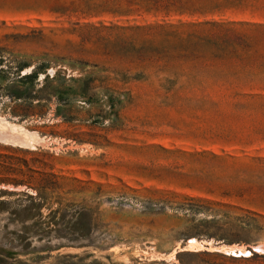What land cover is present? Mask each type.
Instances as JSON below:
<instances>
[{
    "label": "rangeland",
    "instance_id": "1",
    "mask_svg": "<svg viewBox=\"0 0 264 264\" xmlns=\"http://www.w3.org/2000/svg\"><path fill=\"white\" fill-rule=\"evenodd\" d=\"M212 23L260 52L187 39ZM249 24L264 0H0V118L42 139L0 143V181L44 173L39 197L0 182V264H264Z\"/></svg>",
    "mask_w": 264,
    "mask_h": 264
},
{
    "label": "trees",
    "instance_id": "2",
    "mask_svg": "<svg viewBox=\"0 0 264 264\" xmlns=\"http://www.w3.org/2000/svg\"><path fill=\"white\" fill-rule=\"evenodd\" d=\"M233 24L229 23H212L210 26V29L208 30L207 34H190L188 35L187 39H196L198 42L205 41L209 45L213 44L214 47L216 46L219 49H225L228 53H237L238 51L243 52L245 54H248V57H252L254 55H257L259 51V41L260 39L250 36L247 34H244L242 32H239L235 30L233 27ZM250 27H253L254 29L262 30V33L264 34V26H257V25H248ZM172 34L176 35L175 32H171ZM180 38L179 35L175 36ZM39 73L37 71L31 72L29 75L24 77V80L33 82L36 80L37 75ZM44 82L48 81V77L44 76L43 78ZM16 99H20L18 95L13 96ZM44 173H40L35 170H30L29 175L27 179L24 180H9V181H0L4 183H9L15 187H25L28 189H32L36 191L37 197H39L41 192V187H39V183L37 182V179L34 175H42ZM55 178L54 175L50 174L48 177ZM47 177V178H48ZM52 185L57 188L58 183L52 182ZM54 187H50L49 189H54ZM37 210L40 212V210L43 208L41 204L37 205ZM61 209H57L55 211H50L48 213V217H52L53 215H56V213H59Z\"/></svg>",
    "mask_w": 264,
    "mask_h": 264
},
{
    "label": "bare ground",
    "instance_id": "3",
    "mask_svg": "<svg viewBox=\"0 0 264 264\" xmlns=\"http://www.w3.org/2000/svg\"><path fill=\"white\" fill-rule=\"evenodd\" d=\"M37 141H42V139H32L30 137V134L26 130H24L21 125L11 124L5 122L2 118H0V143L32 148V143ZM195 243L197 242L192 240L189 241L190 245ZM226 249H229L230 252H232V254L236 256L248 257L250 255L248 251H243L241 249H238L237 254L234 252V247H229ZM253 250L257 253L264 254V245L257 246Z\"/></svg>",
    "mask_w": 264,
    "mask_h": 264
},
{
    "label": "water",
    "instance_id": "4",
    "mask_svg": "<svg viewBox=\"0 0 264 264\" xmlns=\"http://www.w3.org/2000/svg\"><path fill=\"white\" fill-rule=\"evenodd\" d=\"M253 252H255V251L253 250Z\"/></svg>",
    "mask_w": 264,
    "mask_h": 264
}]
</instances>
